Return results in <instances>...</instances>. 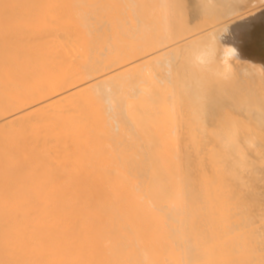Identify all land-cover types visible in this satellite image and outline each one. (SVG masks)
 <instances>
[{
  "label": "bare ground",
  "instance_id": "1",
  "mask_svg": "<svg viewBox=\"0 0 264 264\" xmlns=\"http://www.w3.org/2000/svg\"><path fill=\"white\" fill-rule=\"evenodd\" d=\"M0 264H264V0H0Z\"/></svg>",
  "mask_w": 264,
  "mask_h": 264
}]
</instances>
